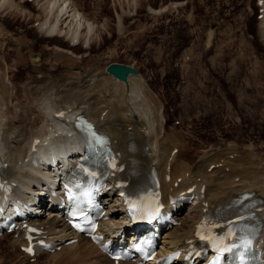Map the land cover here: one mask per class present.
Wrapping results in <instances>:
<instances>
[{"label":"rangeland","instance_id":"rangeland-1","mask_svg":"<svg viewBox=\"0 0 264 264\" xmlns=\"http://www.w3.org/2000/svg\"><path fill=\"white\" fill-rule=\"evenodd\" d=\"M72 1L99 30L93 49L78 46L74 55L65 52L68 40L39 31L38 23L47 19L46 0L1 4L2 127L12 116L20 119L24 107L36 109L55 91L62 95L67 87L60 85L78 71L76 60L84 74L97 68L100 78L108 64L119 61L139 69L143 94L164 117L165 133L186 149L180 160L192 167L219 158L247 166L253 152L264 167V17L257 0ZM58 49L65 52L62 57ZM9 246L8 239L1 240L0 252L14 258L11 264L22 261L20 251ZM64 250L25 262L70 264Z\"/></svg>","mask_w":264,"mask_h":264},{"label":"bare ground","instance_id":"bare-ground-1","mask_svg":"<svg viewBox=\"0 0 264 264\" xmlns=\"http://www.w3.org/2000/svg\"><path fill=\"white\" fill-rule=\"evenodd\" d=\"M8 1L10 0H0V8L1 4L8 3ZM76 7L72 0H46L45 17L47 19L38 25L39 31L41 29L47 36L68 40V44L71 46L70 50L65 51L68 55H74V50L78 49V46L93 49L92 45L98 33L97 25H95L96 20L83 14ZM58 50L60 52L58 55L60 54L62 57L65 52ZM77 58L78 55H76ZM76 62L78 61L76 60ZM76 62L74 64L78 71L75 77L72 81L69 80L60 85L67 87L62 91V95H60V92L55 91L53 96L51 95V99L48 97L42 99L36 106V109L39 108L37 111L35 108H22L24 112L20 115V119L17 120L15 116H12L7 123H4L6 127L1 126L6 114L0 112V148L2 152L3 148L6 150V152H3V154L5 153L3 157L6 162H11L6 173L11 175L18 184L21 183L22 190H24L23 195L26 197H32L29 196L32 193L38 195L36 185L41 183L42 178H45L55 187L57 177L55 172L60 166L57 161L67 162L66 156L74 151L72 146H63L58 148L57 153L52 157L44 155L43 160L40 159L35 162L32 158L34 155L31 156L29 153L30 145H32L34 139L40 138L38 148L46 142H58L59 136L72 130L70 123L76 118L77 113L83 111L98 124L101 130L108 132L116 140V148L121 150L122 158L126 163L125 171L121 173V176L130 180L131 187H134L137 181L135 172L149 174L153 167L162 176L166 193L172 190H182L187 187L190 181L195 183L204 181L207 183L205 199L208 200V204H203L201 201L198 205H193L186 216H181V224L168 228L162 248L184 249L186 240L193 237L196 225L203 217L206 209L210 212L229 209L238 200L237 195L245 189L254 191L257 197L262 198V204L264 205V167L260 169L259 161L253 160L256 157L253 152L248 154L251 160H249L247 166L242 164L240 166V163L236 165L233 162H227L228 164L226 163L222 167H217L215 164L216 166H214L215 168L211 173L209 169L213 164L212 162H219L220 158L209 162V164L204 162L203 167V164L192 167L188 162L180 160L184 154L183 151L186 150L181 147L178 154L170 160L171 152L173 149L178 148L176 144L179 140L171 137L170 134H166L165 131L160 136L161 139L158 138L161 135L162 127H164L163 119L160 120L159 111L154 110L152 99L144 96L145 93L143 94V91H146H142L143 86H145L143 78L139 74H131L130 83L126 85L118 78L112 77L106 70L103 71L104 69L102 70L104 75L102 78L98 76L100 73L94 75L97 68H95L96 71L90 70L88 74H84V71L82 72L83 65L81 66ZM44 95L46 97V93ZM4 96L5 89L0 85V100H2L0 102H4L3 100L6 99ZM61 109H64L65 112L61 117H58L56 114ZM25 112L27 113L26 116H24ZM154 112L155 114H153ZM28 119L29 122L27 123ZM23 121L26 130L23 127ZM153 135L155 136L153 137ZM23 141L27 142L28 146H23L25 144ZM30 157L32 159H29ZM167 166L172 169V179L169 182L164 180ZM228 166L230 167L229 171L227 170ZM237 177H240L238 181H236ZM179 178H182V180L179 182V187H176L175 181H178ZM116 195L117 190H111L104 200L113 204V198ZM114 210L111 219L106 222V226L109 225L106 230L110 229V226H114L123 234H128L129 231L126 229L128 217L125 207L122 205ZM53 213L55 212H52L50 217L47 215L42 216V218L39 217L40 224H44L46 229L49 228L50 233L55 236L57 241L71 239V231L64 220V213L60 211L57 214ZM261 213L264 214V210ZM120 215L121 219L117 220ZM262 237L264 238V231L260 238ZM15 245L16 239L11 242L10 248ZM74 246L79 247L78 250L74 249ZM63 249L67 251L65 253L68 254L67 261L70 264L84 262L87 264H104L108 261V257L86 238L80 240L77 245H67ZM20 255H22L23 260L18 261V263L26 264L25 261L30 256L23 255V252ZM81 255L84 257L83 260H81ZM46 256L49 257V255ZM1 259L2 257H0ZM121 264L134 263L127 261Z\"/></svg>","mask_w":264,"mask_h":264},{"label":"water","instance_id":"water-1","mask_svg":"<svg viewBox=\"0 0 264 264\" xmlns=\"http://www.w3.org/2000/svg\"><path fill=\"white\" fill-rule=\"evenodd\" d=\"M108 72H110L112 75L119 77L120 79L124 80L127 85L129 84V74L131 72L136 73L138 70L133 67L126 65L124 63L115 62L110 64L107 67Z\"/></svg>","mask_w":264,"mask_h":264},{"label":"snow or ice","instance_id":"snow-or-ice-1","mask_svg":"<svg viewBox=\"0 0 264 264\" xmlns=\"http://www.w3.org/2000/svg\"><path fill=\"white\" fill-rule=\"evenodd\" d=\"M116 259H119V257H116Z\"/></svg>","mask_w":264,"mask_h":264}]
</instances>
